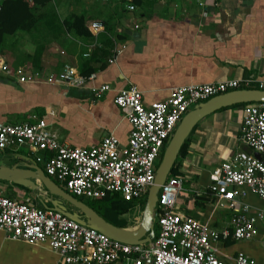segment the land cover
Returning a JSON list of instances; mask_svg holds the SVG:
<instances>
[{
	"label": "crops",
	"instance_id": "1",
	"mask_svg": "<svg viewBox=\"0 0 264 264\" xmlns=\"http://www.w3.org/2000/svg\"><path fill=\"white\" fill-rule=\"evenodd\" d=\"M70 15L84 18L80 32L64 25ZM33 16L30 29L4 38L0 56L10 69L57 76L70 65L95 76L90 87L108 84L110 91L95 99L90 91L62 85L19 84L11 73L0 71V124H21L35 116L71 147L95 146L109 134L126 146L131 127L113 99L117 91L132 85L149 105L182 86L248 77L264 83V0H51L35 7ZM92 22L102 23L103 30L92 34ZM113 50L118 51L115 61L108 64ZM86 53L89 57H83ZM241 118V107H226L203 118L188 137L186 156L178 160L183 187L176 212L216 232L229 227L231 213L208 191L211 171L237 152L254 158L256 154L245 152L239 140ZM35 156L27 147H10L0 151V165H23L24 159L35 161ZM1 186L11 189L10 183L0 182ZM239 191L249 215L264 211V201L248 188ZM37 194L30 193L26 202L42 207L38 198L45 201L47 195ZM256 227L250 240L212 243L216 258L234 264L243 254L264 264V221ZM0 264H58V256L46 244L12 240L0 230Z\"/></svg>",
	"mask_w": 264,
	"mask_h": 264
},
{
	"label": "built area",
	"instance_id": "2",
	"mask_svg": "<svg viewBox=\"0 0 264 264\" xmlns=\"http://www.w3.org/2000/svg\"><path fill=\"white\" fill-rule=\"evenodd\" d=\"M133 6L128 10L132 11ZM1 11V1H0ZM138 26H135L137 28ZM103 24L92 22L89 31L96 35ZM98 46V45H97ZM113 50L108 64L115 61ZM83 57H89L84 54ZM0 71L11 73L19 84L43 82L62 85L67 89L87 90L95 99L110 91L108 84L91 86L95 76H84L70 65H64L54 76L23 67L10 69L0 56ZM264 89L255 78L234 79L207 85H189L172 89L160 102L144 105L135 86L117 91L113 102L122 109L130 125L125 147L112 135L89 148H75L61 143L47 130L44 119L32 116L30 121L16 125L0 124V151L10 147H27L43 172L58 182L71 196L95 200L117 196L126 202L140 201L147 195L160 159L176 127L192 107L227 92ZM240 142L264 157V103L241 107ZM44 152L46 155H40ZM183 180L168 176L158 193L154 213V237L150 243L128 245L83 226L48 208L10 200L0 194V230L12 240L30 245L46 244L58 256V264H224L211 247L220 239L250 240L257 234L256 223L264 221V211L249 215L242 204L240 188L246 187L264 201V162L237 152L214 168L209 177L208 191L217 205L231 213L229 227L222 232L176 212L177 198ZM264 249V240L262 241ZM234 264H256L238 254Z\"/></svg>",
	"mask_w": 264,
	"mask_h": 264
},
{
	"label": "water",
	"instance_id": "3",
	"mask_svg": "<svg viewBox=\"0 0 264 264\" xmlns=\"http://www.w3.org/2000/svg\"><path fill=\"white\" fill-rule=\"evenodd\" d=\"M250 103H264V89H242L227 92L199 103L183 116L163 151L160 163L156 168L154 181L147 192L141 221L136 227L122 228L106 221L87 204L72 197L52 179H49L32 159H24L23 165H0V181L27 188L32 192L37 191L39 196L47 195L45 201L38 198L43 208H50L112 240L128 245L147 244L151 242L155 234L154 213L159 190L169 176L180 148L188 139L193 128L203 118L222 108ZM248 151L249 149L246 148L245 152ZM260 157H262L260 154H255V158L260 160ZM46 202L49 203V206ZM67 205L73 207L74 211H68Z\"/></svg>",
	"mask_w": 264,
	"mask_h": 264
},
{
	"label": "trees",
	"instance_id": "4",
	"mask_svg": "<svg viewBox=\"0 0 264 264\" xmlns=\"http://www.w3.org/2000/svg\"><path fill=\"white\" fill-rule=\"evenodd\" d=\"M50 1L51 0H4L1 4V11H0V49L2 47L4 38L6 36L14 34L18 30L30 29L34 24L33 9ZM83 23H84V18L75 15H70L64 21V25L67 27V29L74 32H80L81 30H79L78 28L79 27L83 28ZM82 75L88 76L90 75V71L83 72ZM252 89H258V87L256 86L253 87ZM243 105L245 104H237L227 108L242 107ZM223 109L226 108H222L221 110ZM187 147H188V139L184 142V144L180 148L178 157L171 168L169 174L170 176L179 175L178 160L186 156ZM162 155L163 153L160 156L159 163L162 158ZM53 181L63 189V187L58 182H56L55 180ZM30 193H32L31 190L14 184H11V189L7 193H5V195H3L2 192L0 191V194L5 196L6 198L10 200H18L19 202L22 203L26 202L27 196ZM72 197L78 199L75 196ZM78 200L87 204L90 208H92L97 214L103 217L106 221L110 222L111 224L117 227H122V228L128 226V222L124 216L127 215L136 206L135 202H126L117 196H111V195L103 198L91 200L89 202H84L81 199ZM139 203L141 208L143 209L145 204V198L142 199ZM67 209L70 212L74 211L73 207L69 205H67Z\"/></svg>",
	"mask_w": 264,
	"mask_h": 264
},
{
	"label": "rangeland",
	"instance_id": "5",
	"mask_svg": "<svg viewBox=\"0 0 264 264\" xmlns=\"http://www.w3.org/2000/svg\"><path fill=\"white\" fill-rule=\"evenodd\" d=\"M158 165H159V160H157V162H156V168L158 167ZM0 191L2 192L3 195H5V193H7L9 190H7L5 187L1 186ZM77 198L83 200L84 202L90 201L87 199H82L80 197H77ZM144 198L146 199V197H144ZM142 211H143V209L141 208V206L140 207L135 206L127 215L124 216L128 222V227H136L140 223ZM154 230H156L155 226H154Z\"/></svg>",
	"mask_w": 264,
	"mask_h": 264
}]
</instances>
